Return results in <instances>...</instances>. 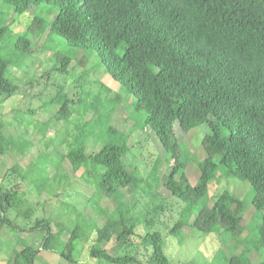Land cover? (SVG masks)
Instances as JSON below:
<instances>
[{
	"label": "trees",
	"instance_id": "obj_1",
	"mask_svg": "<svg viewBox=\"0 0 264 264\" xmlns=\"http://www.w3.org/2000/svg\"><path fill=\"white\" fill-rule=\"evenodd\" d=\"M1 1L16 14L46 4L49 15L55 11L48 23L46 42L57 35L82 51L76 60L57 56L54 69L70 75L88 62L90 54L96 53L104 71L131 99V112L144 111L141 122L152 130L166 156L168 170L160 185L183 204L168 234L175 235L184 227L207 235L228 232L235 237L242 232L243 202L226 190L208 195L209 183L224 176L249 184L250 204L260 214V223L245 245L264 250V0ZM40 20L35 17L22 34L9 31L8 25L0 27V40L8 32L10 47L9 52L2 54L0 46L3 100L18 91L11 70L21 68L29 56L32 40L27 34ZM81 75L73 80L72 88L59 87L39 107L46 110L57 106L51 120L68 123L83 103L80 90L85 76ZM99 87L103 88L102 84ZM122 99L118 93L108 98L95 91L88 104L95 114L93 119L76 121L73 132L66 131L67 139L56 144L57 147L64 142L65 152L44 156L30 172L34 175L33 184L38 186L36 192L46 188L54 193L71 185L72 180L66 179L60 167L64 159L68 160L73 173L81 170V180L89 193L85 200L97 220L70 205L75 216L67 219L68 225L57 221L56 209L52 214L43 208L31 227L18 228L7 210L17 209L16 214L24 217L30 213L13 181L20 168L14 166L13 175L6 171L0 176V231L4 227L15 228L21 232L18 239L23 243L6 264H34L42 250L54 251L65 263L76 264V244L91 235L93 243L88 254L95 261L169 264L163 235L157 230L139 233L137 219L129 214V207L122 200V190L133 192L140 187L138 169L128 165L129 135H123L109 122L114 105ZM37 110L28 109L27 113L34 115ZM18 120L26 125L32 122L23 116ZM175 123L183 132L208 125L209 132L200 140V160L177 140ZM40 125L39 132L44 137L47 125ZM2 129L0 120V154L8 144L21 146L10 135H4ZM89 140L99 142V148L88 149ZM190 162L199 170L195 183L186 174ZM47 164L55 166L56 173L50 174ZM158 164L156 159L150 172ZM21 177L28 179V173ZM146 182L147 178L142 187L151 191ZM104 200L113 201L115 206H102ZM59 203L66 204L63 199ZM52 223L56 229H52ZM63 230L68 233L65 239L61 237ZM34 232L42 235L38 248L24 240ZM222 264L243 263L239 255L230 254ZM258 264H264V260Z\"/></svg>",
	"mask_w": 264,
	"mask_h": 264
},
{
	"label": "rangeland",
	"instance_id": "obj_2",
	"mask_svg": "<svg viewBox=\"0 0 264 264\" xmlns=\"http://www.w3.org/2000/svg\"><path fill=\"white\" fill-rule=\"evenodd\" d=\"M54 13L55 11L49 15L47 5L40 4L31 6L26 12L16 14L8 4L0 0V27L8 25L9 31L22 34L35 17L41 19L36 28L27 34V37L32 40L29 56L26 57L21 68L11 70L14 82L19 85L18 91L6 100L0 98L2 132L4 135H10L21 145L15 147L8 144L5 152L0 154V176L6 171H9L7 175H13L11 170L14 166L20 168V173L14 175L15 180L13 179V181L14 184L16 183L20 198L25 203L24 207L30 209L28 217H24L22 213L17 215V209H8L7 215L13 221V225L18 228L31 227L43 208L47 213L51 210L52 214L56 209L55 213H59L57 221L63 225H68L67 219L75 216V211L70 205L76 206L80 211H86V215L96 219L85 200L89 193L88 187L81 180V170L73 173L68 160L64 159L60 163V167L61 171L66 174V179L72 180L71 185L65 189H56L54 193L49 192L46 188L36 192L38 186L36 183L33 184L34 175L30 172H32L33 167L38 166V161L44 156H53L65 152L64 142L57 147L56 144L62 138L67 139L66 131L72 133L76 121L82 122L90 118L93 119L95 114L89 110L88 104L95 91H99L101 97L106 96L108 98L118 93L123 99L114 105L109 122L123 135H129L128 146L130 147L129 156L131 158L128 160V165L131 168L134 165L138 169L140 187L133 189V192L122 190V200L129 207V214L138 221L137 231L143 233L146 230H157L163 235L164 252L169 264H222V261L230 254L239 255L243 264H258L264 260L263 249H255L250 244L245 245V241L251 239L257 230L260 214L251 207L249 184L238 179L221 176L219 181H212L207 188L209 196L226 190L235 194L243 202L242 232L238 236L233 237L228 232L201 234L191 231L187 227L175 235L168 234L177 220L183 204L175 197L170 196L160 185L162 176L166 175L168 170L162 145L155 138L152 130L142 124L141 119L144 116V111L137 114L131 112V99L119 89V85L104 71L103 65L98 63L96 53L90 54L88 62L78 66L76 71L70 75L54 69L57 56H66L71 60H76L82 54L81 49L70 46L57 35L46 42L48 23L53 18ZM8 36V32H5L0 40L2 54L10 51V47L7 45ZM80 75L85 76L80 90V96L84 99L83 103L77 107L68 123L51 120L57 106L47 107L46 110L39 107L52 98L59 87L65 86L67 90L72 88L74 86L73 80ZM100 83L103 88L99 87ZM36 108H38L36 114L29 115L27 113L28 109ZM84 112L85 117H83ZM21 116L26 119L29 118L32 121L31 124L26 125L19 122L18 117ZM42 123L47 125L44 137L39 132ZM173 131L177 140L182 141L190 153L200 160L202 158L199 148L200 140L206 132H209L208 125L204 124L189 132H183L175 123ZM93 144L94 142L89 140L87 147L95 151L99 148L100 143ZM156 159L159 164L150 172ZM47 169L50 174L56 173V167L53 165L47 164ZM26 173H28V179H22L21 174ZM186 174L189 180L195 183L199 175L197 165L190 162ZM145 178H147L146 183L150 186L151 191L147 187H142L145 185ZM8 181L12 180L9 179ZM5 185L4 182L1 186L4 187ZM59 199H63L66 204H60ZM102 206L112 209L115 205L111 200H104ZM51 227L56 229V224L52 223ZM14 229L4 227L0 231V264H6L12 257L13 251L22 248L23 243L18 239L19 236L21 237V232ZM41 236L40 233L34 232L25 236L24 240L27 244L38 248ZM67 236V231L63 230L61 237L65 239ZM93 236L91 235L90 239L79 241L76 244L74 253L76 264H105L93 260L88 254L93 243ZM105 246L109 250V244ZM110 251L112 250L110 249ZM34 264L67 263L56 252L42 250L37 255Z\"/></svg>",
	"mask_w": 264,
	"mask_h": 264
}]
</instances>
